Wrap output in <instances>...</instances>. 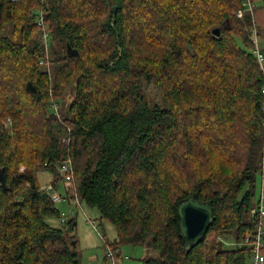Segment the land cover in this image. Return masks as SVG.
I'll list each match as a JSON object with an SVG mask.
<instances>
[{
	"label": "trees",
	"instance_id": "16d2710c",
	"mask_svg": "<svg viewBox=\"0 0 264 264\" xmlns=\"http://www.w3.org/2000/svg\"><path fill=\"white\" fill-rule=\"evenodd\" d=\"M245 2L0 0V264H80L76 219L62 221L44 197L39 169L116 227L115 252L144 246L142 264H251L242 241L257 225L264 67ZM66 163L70 180L58 172ZM194 193L212 201L215 221L186 252L177 205Z\"/></svg>",
	"mask_w": 264,
	"mask_h": 264
},
{
	"label": "rangeland",
	"instance_id": "374dc122",
	"mask_svg": "<svg viewBox=\"0 0 264 264\" xmlns=\"http://www.w3.org/2000/svg\"><path fill=\"white\" fill-rule=\"evenodd\" d=\"M144 94L149 101L162 106L165 105L162 92L155 88L153 84L144 83ZM69 99L67 97L65 103ZM21 170L23 171V168ZM53 181V174L38 170V182L41 188L53 183ZM58 192L63 198L66 197V191L62 183L59 184ZM56 208L59 210L61 217L66 216L67 220L76 219L77 250L80 255V264H112L108 258L109 252L113 251L110 249L109 244L117 240L116 227L105 220H101L99 212L95 209H89L84 203L77 209L75 204H70L65 198L56 203ZM46 222L55 227H60V220L57 218L48 217ZM222 240L226 249L236 248L237 246L234 235H224ZM113 252L115 253V264H142L143 259L147 257L144 246L123 245L120 247L119 253Z\"/></svg>",
	"mask_w": 264,
	"mask_h": 264
},
{
	"label": "built area",
	"instance_id": "2783aa9c",
	"mask_svg": "<svg viewBox=\"0 0 264 264\" xmlns=\"http://www.w3.org/2000/svg\"><path fill=\"white\" fill-rule=\"evenodd\" d=\"M245 6L252 10L254 8V5L250 0H246ZM239 15H242V11H240ZM39 26L42 27L43 30V36L45 42H47L49 34L47 32L46 25L44 24L43 17L41 16L39 19ZM254 35L256 37V41H258V34L257 31H254ZM258 44V43H257ZM260 65L264 67V54L262 53L259 45L257 46V49L254 51ZM262 94L264 96V88L262 90ZM262 112L264 114V99L262 104ZM264 127V122H263ZM261 172H260V184H259V202L256 208L253 211V215L257 220V225L252 234L247 235L246 238L243 239L242 245L250 246L253 248V255L251 258V264H264V157L261 163ZM71 171V165L70 163H66L62 167L58 168V172L62 176H66L67 180H70L72 177L69 175ZM42 191L49 194L50 198L55 202L59 203L64 198L57 190H55L54 186L50 183L46 187L42 188ZM76 207L81 206L79 199H76L74 203ZM66 220V216L62 217V221ZM95 223V222H94ZM95 227V225H94ZM115 253L113 251H110L108 254L109 260L112 262V264H115L114 262Z\"/></svg>",
	"mask_w": 264,
	"mask_h": 264
},
{
	"label": "water",
	"instance_id": "95a60500",
	"mask_svg": "<svg viewBox=\"0 0 264 264\" xmlns=\"http://www.w3.org/2000/svg\"><path fill=\"white\" fill-rule=\"evenodd\" d=\"M116 7L114 6V10ZM216 37H220V30H213ZM28 90L33 95H38V89L32 83L28 84ZM1 182L6 190V181L1 172ZM44 197H49L48 193ZM179 217V234L183 239L184 250L186 252L196 248L205 238L211 225L215 221L214 207L212 201H201L196 193L182 199L177 205Z\"/></svg>",
	"mask_w": 264,
	"mask_h": 264
},
{
	"label": "crops",
	"instance_id": "0c3cea01",
	"mask_svg": "<svg viewBox=\"0 0 264 264\" xmlns=\"http://www.w3.org/2000/svg\"><path fill=\"white\" fill-rule=\"evenodd\" d=\"M256 8L254 12V19L261 30L260 49L264 54V0H250Z\"/></svg>",
	"mask_w": 264,
	"mask_h": 264
}]
</instances>
